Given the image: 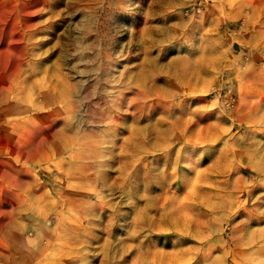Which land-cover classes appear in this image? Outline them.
I'll return each mask as SVG.
<instances>
[{"label":"rangeland","instance_id":"obj_1","mask_svg":"<svg viewBox=\"0 0 264 264\" xmlns=\"http://www.w3.org/2000/svg\"><path fill=\"white\" fill-rule=\"evenodd\" d=\"M0 264H264V0H0Z\"/></svg>","mask_w":264,"mask_h":264},{"label":"crops","instance_id":"obj_2","mask_svg":"<svg viewBox=\"0 0 264 264\" xmlns=\"http://www.w3.org/2000/svg\"><path fill=\"white\" fill-rule=\"evenodd\" d=\"M251 16H254V15H251ZM253 18L254 17H252V20H253V22H255ZM260 28H262V24H260V23H258L257 25L256 24H252V25L247 24L246 25V30L244 29L243 31H250L253 34L255 32H258ZM251 41H253V40L251 39ZM251 67H252L251 70H253V68H256V67L253 66V64L251 65ZM249 75H250V78H251V76L253 75V72L249 73Z\"/></svg>","mask_w":264,"mask_h":264}]
</instances>
